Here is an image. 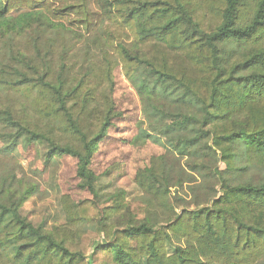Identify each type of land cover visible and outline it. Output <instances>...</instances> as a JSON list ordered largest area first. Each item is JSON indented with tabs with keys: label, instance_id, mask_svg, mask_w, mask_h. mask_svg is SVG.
<instances>
[{
	"label": "trees",
	"instance_id": "1",
	"mask_svg": "<svg viewBox=\"0 0 264 264\" xmlns=\"http://www.w3.org/2000/svg\"><path fill=\"white\" fill-rule=\"evenodd\" d=\"M120 64L133 142L164 149L136 173L142 216L92 168ZM0 141L74 157L93 196L46 228L22 212L37 184L1 177L0 264H264V0H0Z\"/></svg>",
	"mask_w": 264,
	"mask_h": 264
},
{
	"label": "rangeland",
	"instance_id": "2",
	"mask_svg": "<svg viewBox=\"0 0 264 264\" xmlns=\"http://www.w3.org/2000/svg\"><path fill=\"white\" fill-rule=\"evenodd\" d=\"M19 11L15 9L12 14L16 15ZM114 77L113 98L123 114L114 119L108 136L100 142L92 168L104 193L125 190L127 201L142 216L145 200L136 189V173L148 165L152 157L162 154L164 149L151 141L143 144L133 142L139 134L138 123L142 118L140 98L124 74L123 64L115 68ZM3 148L4 143L0 141V178L13 173L17 178H23L26 184L30 182L38 186L37 191L22 206L23 214L36 225L51 228L65 222L61 201L64 195L75 202L93 198L88 190L79 186L77 160L74 157L55 156L53 161L47 163L46 145H33L30 148L19 145L12 152L3 151ZM184 191V197L190 199L188 187ZM104 242L102 237L86 246V256H90L93 246Z\"/></svg>",
	"mask_w": 264,
	"mask_h": 264
}]
</instances>
